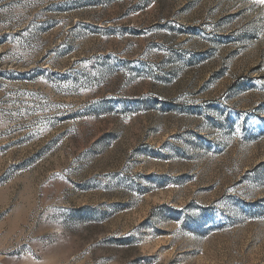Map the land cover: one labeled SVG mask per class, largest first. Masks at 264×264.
Returning <instances> with one entry per match:
<instances>
[{
    "label": "rangeland",
    "instance_id": "obj_1",
    "mask_svg": "<svg viewBox=\"0 0 264 264\" xmlns=\"http://www.w3.org/2000/svg\"><path fill=\"white\" fill-rule=\"evenodd\" d=\"M1 264H264V3L0 0Z\"/></svg>",
    "mask_w": 264,
    "mask_h": 264
},
{
    "label": "snow or ice",
    "instance_id": "obj_2",
    "mask_svg": "<svg viewBox=\"0 0 264 264\" xmlns=\"http://www.w3.org/2000/svg\"><path fill=\"white\" fill-rule=\"evenodd\" d=\"M260 3H264V0H259Z\"/></svg>",
    "mask_w": 264,
    "mask_h": 264
},
{
    "label": "crops",
    "instance_id": "obj_3",
    "mask_svg": "<svg viewBox=\"0 0 264 264\" xmlns=\"http://www.w3.org/2000/svg\"><path fill=\"white\" fill-rule=\"evenodd\" d=\"M1 264V263H0Z\"/></svg>",
    "mask_w": 264,
    "mask_h": 264
}]
</instances>
